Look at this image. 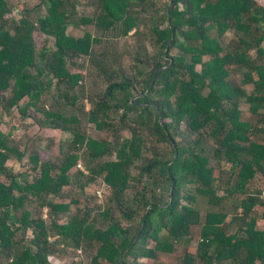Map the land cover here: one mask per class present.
Listing matches in <instances>:
<instances>
[{
  "label": "trees",
  "instance_id": "obj_1",
  "mask_svg": "<svg viewBox=\"0 0 264 264\" xmlns=\"http://www.w3.org/2000/svg\"><path fill=\"white\" fill-rule=\"evenodd\" d=\"M9 1L0 0V264H51V254L69 247L93 251L86 264H145L141 259L157 261L180 243L189 246L193 225H200L197 248H187L178 264H264V229L256 217L262 207L264 220V3L172 0L168 16L171 0H97L101 13L93 18L78 16L79 0H37L27 8L20 3L24 15L13 20ZM89 25L105 37L135 31L154 54L139 47L137 75H123L116 54H96L102 37L67 31ZM82 57L108 81L87 121L110 130L113 140L87 136L69 109L82 95ZM14 109L37 130L60 129L56 153L32 134L27 138L36 146L16 142L18 126L3 118ZM142 132L170 151L146 148ZM24 156L22 169L16 164ZM79 160L86 170L76 168ZM78 177H85L81 189L96 179L111 188L121 219L115 207L97 206L96 217L89 216L96 207H84L60 222L70 202L53 198ZM44 208L49 222L39 212Z\"/></svg>",
  "mask_w": 264,
  "mask_h": 264
},
{
  "label": "rangeland",
  "instance_id": "obj_2",
  "mask_svg": "<svg viewBox=\"0 0 264 264\" xmlns=\"http://www.w3.org/2000/svg\"><path fill=\"white\" fill-rule=\"evenodd\" d=\"M262 3H264V0H260ZM37 0H10L9 1V8L11 9V12L8 14V19H13V20H19L21 17H23V11L20 7V3H24L25 7H32L35 5ZM97 3V0H79L77 3V12L78 16H85V17H95L99 13H101L100 10L96 9L94 4ZM26 7V8H27ZM139 11V9H136ZM37 13L32 12L29 15V19L31 21L36 20ZM146 24V23H143ZM119 30L122 29V26L118 28ZM149 30L148 25H144L141 30V35L145 36L147 31ZM67 31L71 33L75 37H81L84 35L86 31L91 33L94 37H102V43L99 45L95 46V51L96 54H99L102 51L108 50L110 52H113V54L118 56L117 59V66L120 70V73L126 76H136L137 75V67H136V61H135V52L136 50L141 47V46H146V51L147 53L151 56L154 54L153 47L150 43H148L147 37H142L141 35H134L135 31H132L129 33L127 37H114L113 33H109V36L103 35L98 28H96L95 25H89L85 26L84 29H76V28H68ZM117 34V33H115ZM104 36V37H103ZM231 35L226 38V41L230 39ZM44 44L43 38H37L36 39V46L40 48ZM49 45V44H48ZM142 53V57H146L145 51L142 50V48L139 49ZM173 52L172 54H174ZM85 61V62H84ZM81 62H84L83 70L85 72L84 76V85L82 88V91H79L81 95V98L75 103L74 108H69L70 111H72L73 114H76L79 119H80V128L86 133L87 136L95 138V139H104V140H113L114 135L112 132L108 129L105 130H99L95 127L93 123H89L87 121V112H89L93 106L95 101L99 98V96H102L104 93L108 81L104 77H99L97 73H94L90 66H89V61L88 58H81ZM87 65V66H86ZM73 70V68H71ZM140 80V76L138 78ZM143 90L142 87H138L136 90L137 93L141 92ZM49 93H46L42 97V100H47L46 105L48 106L51 100L49 99ZM140 94V93H139ZM135 96L136 98L138 96ZM50 95H54V92L52 91ZM135 98V99H136ZM134 99V100H135ZM243 118L248 117V113L246 112V106H243ZM3 115V114H2ZM4 120L7 122L9 121L10 124H13L15 126H18V131L17 135L20 137L19 139H16V142L19 143L21 141V144H28L30 147H34L37 144V141L32 140L31 144L29 143V139L27 136L29 134H32L31 137H36L38 138V143L41 148H47L48 145L52 147L53 153H56V144L53 146V141L57 143V141L60 138L61 131L60 129H39L37 130V127L35 125L32 126L30 124V120H23L20 118V115L16 109H14L10 115H3ZM19 127L25 128L28 132H22L21 130L19 131ZM35 133V134H33ZM37 133V134H36ZM144 136V141H145V146L146 148L150 147H157L158 149H161V151H164L165 148L170 151V147L168 144L164 143H157L155 137H150L147 135L146 132H142ZM129 134L127 132L121 133L120 137L123 138V136H128ZM177 139H180L178 137ZM36 143H33V142ZM22 147V146H21ZM150 155L151 151H145L144 155ZM115 156H111V158H114ZM54 157L53 159H55ZM58 160V158H57ZM55 160V161H57ZM25 163V164H24ZM26 163H27V156H24L23 159V164L20 163V166L22 165V168H26ZM84 164L83 161L79 160V163L76 165V168L84 169ZM75 169V168H74ZM72 168V170H74ZM139 171V165L136 163L134 167L132 168V173L133 175H137ZM86 172V171H85ZM85 177H78L77 179L72 178L71 182L69 185H66L63 187V190L61 194L58 197L54 196V200L56 201H61V202H70V209L68 212L65 213H60L59 214V221L64 222L68 215L71 214H80L82 213V210L84 207H96L95 210L90 209V217H96L97 216V211L99 206L101 209H104L107 206H111L112 208L115 207V201L112 199V191L111 188L107 187L105 184L100 183L98 179L93 180L89 183L88 186H86L84 189L80 188V183L84 182ZM134 187H131L129 196L134 193L135 190V184L136 182L132 183ZM106 186V187H105ZM191 185H187V187H190ZM75 199L77 202L73 203L72 200ZM199 203L198 206L202 210V217H204V213L207 209V203L203 200V198L200 196L198 199ZM37 204L35 203V208L33 210H37ZM39 208V207H38ZM258 211H256V217H257V227L260 229H264V220L260 219V214L262 207H257L256 208ZM40 213H42L44 219H46L48 222L50 221V217H48V208H44L43 210H39ZM113 214L117 219H121L120 212L116 210V207L113 210ZM230 217L228 218V220ZM138 220L135 222L137 223ZM134 222V223H135ZM103 224L104 222L101 221ZM28 237H32V233L30 230L27 232ZM21 233L18 234L20 237ZM55 237H51V240H53ZM200 238V225H193L191 228V243L189 246H187L184 243L178 244L176 251L172 253H162L157 261H152L149 259H141L142 262L145 264H178L180 262L181 256L184 254L185 250L188 248L190 251L195 252L197 248V243ZM58 250H63L62 246L57 247ZM86 251V252H84ZM73 249V248H65L63 253H57L51 254L49 257V260L51 264H86L87 262L90 261L91 250L88 249ZM132 257H130L129 260H131ZM131 263V262H130Z\"/></svg>",
  "mask_w": 264,
  "mask_h": 264
},
{
  "label": "water",
  "instance_id": "obj_3",
  "mask_svg": "<svg viewBox=\"0 0 264 264\" xmlns=\"http://www.w3.org/2000/svg\"><path fill=\"white\" fill-rule=\"evenodd\" d=\"M172 0H171V2H170V4H169V9H168V16H170V8H171V6H172ZM169 21H170V18H169ZM166 57V56H165ZM154 78H155V74H154ZM136 97H134L133 99H132V102L134 103V99H135ZM160 120H161V122L163 123V119H162V117L160 116ZM178 156V150L176 149L175 150V155H174V158H173V160H175L176 159V157ZM128 252V250H126L123 254H125V253H127ZM123 256V255H122Z\"/></svg>",
  "mask_w": 264,
  "mask_h": 264
},
{
  "label": "crops",
  "instance_id": "obj_4",
  "mask_svg": "<svg viewBox=\"0 0 264 264\" xmlns=\"http://www.w3.org/2000/svg\"><path fill=\"white\" fill-rule=\"evenodd\" d=\"M43 130H45V129H48V128H42ZM20 163H23V161L22 162H19L18 164H16V165H18V167H21L22 168V165L20 166ZM13 164V161L11 160L10 162H9V165H12ZM17 168V167H16ZM20 169V168H19ZM23 169V168H22Z\"/></svg>",
  "mask_w": 264,
  "mask_h": 264
},
{
  "label": "built area",
  "instance_id": "obj_5",
  "mask_svg": "<svg viewBox=\"0 0 264 264\" xmlns=\"http://www.w3.org/2000/svg\"><path fill=\"white\" fill-rule=\"evenodd\" d=\"M260 197L264 201V190L261 192Z\"/></svg>",
  "mask_w": 264,
  "mask_h": 264
}]
</instances>
